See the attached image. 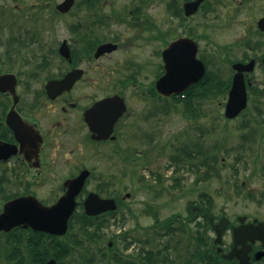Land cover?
<instances>
[{
	"label": "flooded vegetation",
	"instance_id": "obj_1",
	"mask_svg": "<svg viewBox=\"0 0 264 264\" xmlns=\"http://www.w3.org/2000/svg\"><path fill=\"white\" fill-rule=\"evenodd\" d=\"M64 1L54 3L52 12L70 35L57 43L51 56H41L38 67L28 72L23 80L20 77L19 81L17 77L16 93L19 100L14 108L17 115H12L13 120H21L38 132L40 139L38 136L24 137L33 146L35 144L36 148L32 146L28 151L21 148L20 141L8 124L13 99L8 93L0 94V142L18 149L8 159L0 160V185L14 179L17 185L20 183L24 188L23 192L12 195V198L33 195L42 203L51 205L66 192V180L89 170L84 187L76 197L77 208L81 206L83 209V202L88 194L95 193L102 199L113 200L116 210L90 217V224L99 225L110 219L114 220L127 198L123 181L125 169L122 165L126 161H135L118 144L120 134L117 128L131 116L132 110L128 109L130 102L153 101L156 105L155 83L164 73L163 62L158 66V57L162 61L163 49L179 39H189L196 44V59L205 65L206 73L212 79L222 81L226 94L231 88L233 76L237 72L242 75L252 122L256 126H264V0H202L191 14L186 13L185 6L195 0H161L164 5L162 16H158L157 0H127L120 1L117 5L115 0H73L68 10L57 9V5ZM113 26L125 28L120 30ZM212 28L222 34L229 32L231 37L225 43L215 41L207 34ZM130 30L134 31V35H131L133 38H124L125 31ZM121 31L124 32L121 34ZM136 41L150 48L148 54L142 57L144 54L139 51L135 53L137 55H123L124 59L116 56L124 45L128 46ZM30 42L32 43H24L27 46ZM159 42L163 48L160 52L157 50ZM206 42L216 50H207L204 45ZM63 45L67 48L63 50L64 54L60 50ZM106 45L114 48L101 50ZM212 53L219 58V62L227 63L230 69L228 76L214 73L210 69L214 58L211 57ZM234 65L238 68L234 69ZM69 75L70 80L72 79L71 82L68 81L70 87L65 83L62 91L51 98L47 94V83L61 81ZM127 88L134 94L128 95ZM113 97H116L114 106L117 108L122 100L126 111L113 125L112 140V136L106 139L95 138L97 135L90 131L85 113L96 103ZM95 116L98 117L96 114ZM147 117L139 114L134 118L136 121H145ZM97 122L101 123L100 120ZM110 145L112 149L106 150L105 147ZM139 154L142 152L137 149V160ZM94 156L115 162L113 166L116 167V172L105 176L104 181H99L101 171L91 166ZM145 157L146 154L142 158ZM151 158H145L143 167L149 174L151 170L148 165L151 163L153 167ZM143 168L139 159L135 164V172L136 169L141 171ZM92 181L98 182L94 188L90 187ZM47 187L52 193H48L45 198L39 197L36 191L43 192ZM207 218L209 219L208 216ZM214 219L213 223L217 224L220 217ZM254 220L256 219H247L245 224ZM194 221L201 229L207 227L203 216L194 218ZM239 225L237 219L230 221L225 234L230 232L232 240L228 249L224 246V239L222 240L225 252L218 253L217 246L212 247L220 258L232 249V230ZM209 226L214 233V225L210 223ZM0 235L4 237L8 233L0 232ZM73 235L80 237L83 233L76 232ZM4 239L5 247L8 248L9 242L5 237ZM116 242L117 237L113 242L109 240L106 243L107 249H113ZM117 253L113 252V257L119 260ZM256 255L263 256L259 258ZM249 256L250 264H264L263 243L255 241L251 244ZM214 264L238 263L235 259L221 263L214 257Z\"/></svg>",
	"mask_w": 264,
	"mask_h": 264
},
{
	"label": "rangeland",
	"instance_id": "obj_2",
	"mask_svg": "<svg viewBox=\"0 0 264 264\" xmlns=\"http://www.w3.org/2000/svg\"><path fill=\"white\" fill-rule=\"evenodd\" d=\"M58 1L0 0V71H10L23 80L41 56H51L57 43L70 35L52 12ZM120 1L127 0H115L114 3L117 5ZM163 10V2L157 0L158 16H162ZM113 28L122 30L125 27ZM207 34L221 43L231 37L229 32L222 34L214 28ZM131 35H134L133 30L125 31L124 38L131 39ZM28 41L32 43L26 46L24 42ZM204 45L211 52L216 50L207 42ZM147 48L136 41L124 45L116 56L124 59L123 55H137L135 53L142 51L144 57L150 50L148 48L146 52ZM162 49L161 42L157 43L158 52ZM211 57L214 58L210 69L228 76L227 63L219 62L215 53ZM157 63L162 65L160 57ZM127 94L134 92L127 88ZM226 97L224 93L216 99H196L190 112H184L183 105L167 110L162 109L163 102L157 101L156 105L153 101L130 102L128 109L132 114L117 128L118 144L129 158H135L134 162L126 161L122 165L125 169L124 191L130 196L124 200L114 220L99 227L89 222L85 231L78 229L77 219L83 217V209L77 208L72 232H84L85 236L78 237V243L83 240L82 246L67 256L63 264H86L85 261L89 264H151L150 257L156 264H183L186 248L193 238L205 235L209 243L215 238L211 230L197 227V220H188L192 206L202 205L213 217L225 216L230 221L247 216L250 220L264 222V126L252 122L249 107L240 117L226 121L223 117ZM139 114L149 118L136 121L134 117ZM243 123L246 126L242 127ZM193 143L201 147L204 154L189 157L182 153L186 147L193 149ZM105 149L111 150L112 145ZM136 149L142 152L139 154L142 168L145 158L152 157L153 167L151 163L148 165L151 174L145 168L135 172L139 160ZM172 157H180L181 161L173 163ZM114 164L94 156L91 166L101 171L99 181H104L105 176L116 172ZM97 183L92 181L90 187L94 188ZM23 191L22 185H17L14 179L0 185V210L6 196ZM36 192L41 198L52 193L49 187ZM193 213L200 215V212ZM115 237V247L108 250L106 243L113 242ZM223 239L228 249L231 233L224 234ZM0 242V264H10L6 259L10 249L5 247L4 237H0ZM192 247L193 243L189 250ZM115 251L119 260L113 257ZM166 255L171 262L161 260Z\"/></svg>",
	"mask_w": 264,
	"mask_h": 264
},
{
	"label": "water",
	"instance_id": "obj_3",
	"mask_svg": "<svg viewBox=\"0 0 264 264\" xmlns=\"http://www.w3.org/2000/svg\"><path fill=\"white\" fill-rule=\"evenodd\" d=\"M73 0H65L61 5L57 6L59 10H68ZM202 0H196L193 3L186 5V13L195 12L198 4ZM111 50L114 46L106 45L101 50ZM61 52L67 50L63 45ZM103 50V51H104ZM196 44L189 39H179L171 43L163 52L162 59L164 62V75L159 78L156 83V89L164 96L170 94H179L186 90L189 86L197 83L204 74V65L195 58ZM67 56V55H65ZM234 68H238L234 66ZM70 76H66L59 82H50L46 88L49 93L54 90L62 91L66 86L65 83L72 81ZM69 81V82H68ZM16 79L13 75L0 76V92L8 91L13 95L14 103L17 102L18 97L15 95ZM70 87V84H69ZM68 87V88H69ZM58 93V91H56ZM116 97L105 99L96 103L85 113V121L88 123L91 132L96 134L95 138H107L113 131V125L118 117L125 111V105L120 100L119 106H114ZM246 106V93L242 75L237 73L233 78V85L229 93V97L225 106L224 115L228 119L235 118ZM13 107L8 117V124L13 129L15 136L20 141L21 148L24 147L27 151L33 145L25 138H32L40 136L31 126L25 125L20 120L16 122L12 115H17ZM95 114L98 116L96 117ZM19 118V117H18ZM20 119V118H19ZM100 120L99 124L97 121ZM25 137V138H24ZM22 138V139H19ZM36 148V145L34 146ZM22 149H20L21 151ZM18 149L15 146L0 142V160L8 159L12 154L16 153ZM36 152V151H35ZM89 172L83 171L77 177L67 180L65 187L67 192L59 198V200L52 206H44L38 202L33 196H21L6 202L2 207L0 214V231L8 232L15 227L30 228L33 231L43 232L55 236H63L67 232L68 221L72 216L77 194L81 191L85 179ZM84 210L87 215L94 216L107 210H114L116 208L113 200H105L99 198L97 194L90 193L83 202ZM228 221L222 219L215 227L217 238L216 243L221 242V235L226 229ZM234 247L232 251L225 256L226 259L233 257L237 258L239 264H249V257L247 253L250 247L246 245L247 241L254 242L255 240L262 241L264 245V225L259 223L257 226L248 225L241 226L234 229L233 233ZM237 245H241V249L236 251ZM45 264H56L52 259Z\"/></svg>",
	"mask_w": 264,
	"mask_h": 264
},
{
	"label": "trees",
	"instance_id": "obj_4",
	"mask_svg": "<svg viewBox=\"0 0 264 264\" xmlns=\"http://www.w3.org/2000/svg\"><path fill=\"white\" fill-rule=\"evenodd\" d=\"M224 93L223 83L219 80L212 79L210 74L206 73L198 84L188 88L183 93L184 97H176L179 100L176 104H182V110L184 112H190L189 110L194 106L196 99H216ZM244 126H246V123H243L242 127ZM206 211L201 209L203 213ZM189 215H192V212ZM84 216L83 214V217L77 219L78 229H82V231H85V228L90 222V219ZM73 221L74 219L70 221V232L75 229ZM4 237L9 242V259L14 261L13 264H42L49 258H55L59 264H62L61 261L66 255L73 253L78 249V246H82L80 245L81 243H78L76 237L66 236L63 239L47 237L42 233L33 232L29 229L25 230L23 228H16ZM197 241L199 242V240ZM87 262L85 261V263Z\"/></svg>",
	"mask_w": 264,
	"mask_h": 264
}]
</instances>
